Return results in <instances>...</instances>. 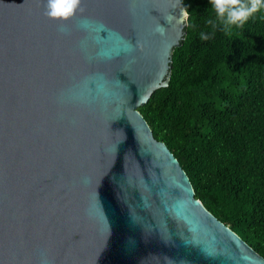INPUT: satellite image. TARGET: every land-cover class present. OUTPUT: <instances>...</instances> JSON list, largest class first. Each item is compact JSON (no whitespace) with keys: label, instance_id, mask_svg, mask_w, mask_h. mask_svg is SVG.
<instances>
[{"label":"water","instance_id":"obj_1","mask_svg":"<svg viewBox=\"0 0 264 264\" xmlns=\"http://www.w3.org/2000/svg\"><path fill=\"white\" fill-rule=\"evenodd\" d=\"M46 3L0 0V264H264L139 110L169 86L182 1Z\"/></svg>","mask_w":264,"mask_h":264},{"label":"trees","instance_id":"obj_2","mask_svg":"<svg viewBox=\"0 0 264 264\" xmlns=\"http://www.w3.org/2000/svg\"><path fill=\"white\" fill-rule=\"evenodd\" d=\"M181 1L189 18L169 86L139 110L196 198L264 258V13L225 33L206 23L209 0Z\"/></svg>","mask_w":264,"mask_h":264},{"label":"clouds","instance_id":"obj_3","mask_svg":"<svg viewBox=\"0 0 264 264\" xmlns=\"http://www.w3.org/2000/svg\"><path fill=\"white\" fill-rule=\"evenodd\" d=\"M80 0H47L45 15L49 18L67 19L77 10ZM206 23L215 28L219 25L225 33L243 27L258 13H264V0H209ZM187 20L189 13H181ZM159 30V29H158ZM201 40L209 39L201 32Z\"/></svg>","mask_w":264,"mask_h":264}]
</instances>
